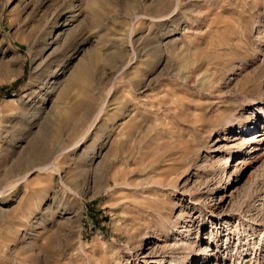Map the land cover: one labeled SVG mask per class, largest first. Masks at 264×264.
I'll return each instance as SVG.
<instances>
[{"label":"rangeland","instance_id":"374dc122","mask_svg":"<svg viewBox=\"0 0 264 264\" xmlns=\"http://www.w3.org/2000/svg\"><path fill=\"white\" fill-rule=\"evenodd\" d=\"M263 127L264 0H0V264H264Z\"/></svg>","mask_w":264,"mask_h":264},{"label":"bare ground","instance_id":"6f19581e","mask_svg":"<svg viewBox=\"0 0 264 264\" xmlns=\"http://www.w3.org/2000/svg\"><path fill=\"white\" fill-rule=\"evenodd\" d=\"M95 58H96L95 55L92 56L89 60L90 64H88V66L86 68L79 69L74 74L75 75L74 77L76 79L82 78V77L88 78L90 73H91L92 64H93V61L95 60ZM117 104H119V103H117ZM116 107L118 108V106H116ZM119 107H120V105H119ZM247 128L251 129L250 124L248 125V127L246 126V129ZM246 131L247 130H245V132ZM50 134H51L50 136H49V134H46L48 136V139L50 137V139L48 141H44V140L40 139L37 142H33L31 144L29 152L26 155H23L21 157V159L19 160V162L16 164L15 168H17V170L18 169H20V170L21 169H27L26 171H28V170L33 169L35 167L42 168V167H44V165L47 161H49L51 158H53L55 155H57V153L60 150L55 148L54 143H55L57 137L59 136V131L55 130V131H52ZM262 135H263L262 133L256 131L253 134H251L252 137H250L248 139H243V142L245 144L248 142H255L256 139L261 137ZM229 159H230V155H227L224 158V163H227L229 161ZM261 210H262V208H261Z\"/></svg>","mask_w":264,"mask_h":264}]
</instances>
